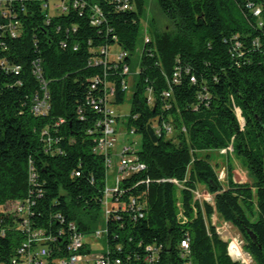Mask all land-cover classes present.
Instances as JSON below:
<instances>
[{"label": "trees", "instance_id": "16d2710c", "mask_svg": "<svg viewBox=\"0 0 264 264\" xmlns=\"http://www.w3.org/2000/svg\"><path fill=\"white\" fill-rule=\"evenodd\" d=\"M59 1L66 11L50 8ZM78 1L84 7L74 0H0V264H21L28 232L39 233L47 264H55L67 255L70 223L87 235L95 231L105 168L93 150L103 117L92 101L101 98L106 78L115 81V108L124 102V65L134 73L126 125L141 135L144 168L121 180L116 198L126 207L111 208L102 222V253L120 264H241L210 222L215 209L241 234L254 264H264V0H157L167 24L156 23L143 39L133 69L146 1ZM96 14L100 22L92 23ZM114 44L126 55L121 62L106 71L89 64ZM44 92L48 110L36 114ZM163 121L174 133L153 142L147 126ZM230 142L251 183L225 189L196 152ZM170 179L186 186L182 218ZM199 184L214 195V206L193 198ZM25 198L24 225L3 208L8 199Z\"/></svg>", "mask_w": 264, "mask_h": 264}, {"label": "built area", "instance_id": "2783aa9c", "mask_svg": "<svg viewBox=\"0 0 264 264\" xmlns=\"http://www.w3.org/2000/svg\"><path fill=\"white\" fill-rule=\"evenodd\" d=\"M73 5L75 7H84L85 2L74 0ZM48 7V4L46 5ZM123 7H127L124 5ZM52 10L57 11H66V4L64 1H59L50 5ZM94 10L97 11V8L94 7ZM253 12L255 15L260 14L259 7H254ZM92 23H99L100 19L97 14L92 17ZM144 40L149 41V36L147 35ZM110 48H101L100 52L102 56H95L89 60V64L101 65L106 71L108 64L114 62L116 66L117 63L121 62L125 58V53L123 51L115 52L114 57H109L108 52ZM123 74L126 76L129 75L130 70L128 66L124 65ZM109 73V72H108ZM122 89L128 90L129 84L128 81L121 82ZM94 87V85H92ZM116 93L115 81L108 80L105 78L103 93L101 98L97 101H92L93 109L102 114V133L96 140L94 144V152L100 154L103 158V164L105 168L104 175V206L106 207L105 219L107 213L113 207L125 208L126 204H123L116 197L120 192V184L123 177H126L134 172L140 171L144 168V163L139 160L137 151L140 148V143L137 139L133 137H127V141L122 145L120 151H116V133L120 128H116L115 124L119 121L122 122V117H127V114L120 115L115 109V104L112 102V98ZM165 98L170 96V91H165L163 93ZM47 93L44 92L41 97L37 98L34 105L33 111L36 114L45 113L48 110L47 104ZM126 131L123 133L125 135H136L137 133L134 128L125 124ZM152 128L157 136L164 135L165 137H170L174 133V128L169 122H161V124L153 123ZM185 131V128L182 129ZM121 131V130H120ZM230 148V147H227ZM114 157L118 159L117 162L114 161ZM170 181L176 184L178 181L176 179H170ZM111 182V183H109ZM135 199L130 200L129 206H133ZM103 206V207H104ZM3 212H15L23 218V224L27 223L26 214L28 212L27 199L23 201H15V204L10 208H7L6 205L3 208ZM70 229L73 230L72 235L70 236L69 241L66 245L67 255L64 258H57L55 264H89V261L94 260V264H120L121 260L117 257L112 258L108 253H102L95 258L89 257L88 254L83 253L88 247L89 243L87 241L88 236H92L94 239L100 238L105 235V227L102 230H96L93 233L87 235L79 231L74 223L69 224ZM43 241V238L40 237L39 233L28 232L26 240L22 243V246L19 248V254H21L22 262L21 264H47L46 257L49 254L45 246L40 245ZM33 242L38 243L34 251L30 250L29 247ZM183 246H187L185 242H182ZM18 264V262H13Z\"/></svg>", "mask_w": 264, "mask_h": 264}, {"label": "rangeland", "instance_id": "374dc122", "mask_svg": "<svg viewBox=\"0 0 264 264\" xmlns=\"http://www.w3.org/2000/svg\"><path fill=\"white\" fill-rule=\"evenodd\" d=\"M145 8L143 11V14L141 15V25H142V31L140 40L136 45L134 56H133V64L132 69L138 66L139 64V56L140 51L143 47V39L148 35L150 37V30L155 27V24L160 25H166L167 20L160 14L157 0H145ZM120 51V47L116 44L112 45L110 47V51L108 52L109 57H114L113 55L115 52ZM134 79V73L130 71L127 81L129 86H132ZM131 94L132 89L131 87L128 89L126 93V97L124 99V102L122 104H118L116 106L117 113L120 115L127 114L130 108L131 104ZM238 117L242 121V117L240 113L238 112ZM123 121L118 122L115 124L116 128H120V130H117L116 133V151H120L122 148V145L127 141V137H133L134 139H137L138 143L141 142V135H125L123 134L126 131L125 124H126V117H122ZM230 147V148H227ZM198 157L206 158L208 162L213 166L216 175L218 177V180L223 188H228L231 183H237V184H250L251 178L250 175L246 169V166L241 159V157L237 156L232 147V143L230 142L226 147L220 148V149H208V150H201L196 152ZM115 162L118 161L116 157L113 158ZM111 183V182H109ZM186 188L185 184L182 182L176 183V197H177V209H178V215L182 218L183 211L181 207V194L182 190ZM191 193L193 195V198L198 201L199 203L208 202L214 206V195L208 192L204 185L199 184L195 187V189H191ZM15 201H17L15 199ZM15 201L13 199H8L5 201V205L7 208H10L15 204ZM106 207L104 206L102 209V214L100 216L99 224L95 228L96 230H102L104 229V223L105 221V213H106ZM210 222L212 225L215 226V229L218 233V235L228 242V253L230 257L233 260H236L240 262L241 264H254L253 259L250 255V253L245 249V243L241 236V234L238 232V230L229 222L223 220L220 218V216L216 213L215 209L213 213L210 216ZM87 241L89 243L86 250L83 252L85 254H88L89 257L95 258L98 255L101 254L102 250L105 248V237L102 236L100 238L94 239L92 236L87 237ZM89 264H94L93 261H89Z\"/></svg>", "mask_w": 264, "mask_h": 264}, {"label": "water", "instance_id": "95a60500", "mask_svg": "<svg viewBox=\"0 0 264 264\" xmlns=\"http://www.w3.org/2000/svg\"><path fill=\"white\" fill-rule=\"evenodd\" d=\"M147 132L153 142H157L159 140V137L155 134L153 128L150 125L147 126Z\"/></svg>", "mask_w": 264, "mask_h": 264}]
</instances>
